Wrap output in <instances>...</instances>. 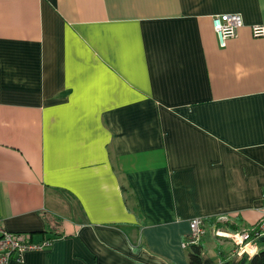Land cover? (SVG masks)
Instances as JSON below:
<instances>
[{
	"label": "crops",
	"instance_id": "1",
	"mask_svg": "<svg viewBox=\"0 0 264 264\" xmlns=\"http://www.w3.org/2000/svg\"><path fill=\"white\" fill-rule=\"evenodd\" d=\"M254 24L264 0H0V213L54 239L8 264H191L197 216L203 264H249L214 230L264 215Z\"/></svg>",
	"mask_w": 264,
	"mask_h": 264
},
{
	"label": "built area",
	"instance_id": "2",
	"mask_svg": "<svg viewBox=\"0 0 264 264\" xmlns=\"http://www.w3.org/2000/svg\"><path fill=\"white\" fill-rule=\"evenodd\" d=\"M214 27L218 33L220 45L226 47L228 40L235 37L240 27L244 25L242 15L238 13H225L214 16ZM255 37H264V24L252 25ZM226 218V217H222ZM208 231L206 218L197 216L190 221V232L184 238L183 247H191L201 242ZM215 235H222L221 229L216 228ZM238 245L239 251L255 255L261 251L256 241L264 237V215L259 221L241 231L226 233ZM53 238H44L34 241L31 234L9 230L0 213V264H8L11 260H22L24 255L32 250H42L52 245Z\"/></svg>",
	"mask_w": 264,
	"mask_h": 264
},
{
	"label": "trees",
	"instance_id": "3",
	"mask_svg": "<svg viewBox=\"0 0 264 264\" xmlns=\"http://www.w3.org/2000/svg\"><path fill=\"white\" fill-rule=\"evenodd\" d=\"M211 221V220H209ZM221 226V225H219ZM234 227V226H231ZM190 263L191 264H203V250L204 245L202 242L191 246ZM249 264H264V247L259 253H257Z\"/></svg>",
	"mask_w": 264,
	"mask_h": 264
},
{
	"label": "rangeland",
	"instance_id": "4",
	"mask_svg": "<svg viewBox=\"0 0 264 264\" xmlns=\"http://www.w3.org/2000/svg\"><path fill=\"white\" fill-rule=\"evenodd\" d=\"M217 221H218V220H217ZM227 227H228V226H227ZM227 227H226L224 230H222V231H223V232L225 231L226 233L231 232V231H228L229 229H228ZM214 236H215V231H214ZM226 237H227V236H224V234H222V235H217V236H216V238H223V239L226 238ZM203 238H204V237H203ZM203 238H202L201 240H203ZM228 238L231 239V237H229V236L227 237V239H228ZM231 240H232V239H231ZM232 241H233V240H232ZM233 242H234V241H233ZM190 248H191V247H190Z\"/></svg>",
	"mask_w": 264,
	"mask_h": 264
},
{
	"label": "bare ground",
	"instance_id": "5",
	"mask_svg": "<svg viewBox=\"0 0 264 264\" xmlns=\"http://www.w3.org/2000/svg\"><path fill=\"white\" fill-rule=\"evenodd\" d=\"M224 236H227V234H226V233H224ZM229 236H230V234H229Z\"/></svg>",
	"mask_w": 264,
	"mask_h": 264
}]
</instances>
